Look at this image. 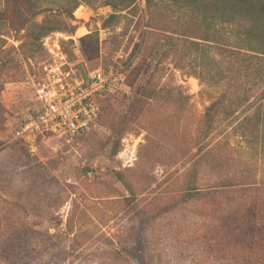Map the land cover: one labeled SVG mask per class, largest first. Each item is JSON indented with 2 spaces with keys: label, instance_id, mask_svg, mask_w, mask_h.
<instances>
[{
  "label": "rangeland",
  "instance_id": "1",
  "mask_svg": "<svg viewBox=\"0 0 264 264\" xmlns=\"http://www.w3.org/2000/svg\"><path fill=\"white\" fill-rule=\"evenodd\" d=\"M195 1L0 0V264H249L237 240L249 241L251 222L239 217L254 199L261 212L264 190L209 189L246 174L264 180V161L245 156L232 134L243 114L202 138L219 56L189 41L215 31L234 39L237 10L218 2L193 11ZM44 20L67 29L30 46L28 29ZM55 45L70 78L100 68L124 81L95 96L88 132L40 137L31 152L14 134L39 109ZM225 223L241 227L235 243Z\"/></svg>",
  "mask_w": 264,
  "mask_h": 264
},
{
  "label": "trees",
  "instance_id": "2",
  "mask_svg": "<svg viewBox=\"0 0 264 264\" xmlns=\"http://www.w3.org/2000/svg\"><path fill=\"white\" fill-rule=\"evenodd\" d=\"M124 1L125 9L135 0ZM195 2L187 5L193 11H199V7L203 8L218 2L230 3L237 10L236 17L233 16L235 17L233 19H236L235 28L231 32L234 39L231 40L228 36L215 31L212 36L191 37L193 39L189 40L192 46H197L195 50H198L199 46L196 40H201L206 44L204 47L214 49L219 56L216 62L217 78L216 81L214 80L219 93L204 108L200 124L201 136L207 139L218 128L231 124V118L235 117L236 113L238 116L243 114L241 118L235 117V122L231 124L232 134L245 143L242 149L245 156L264 161V86H262L264 85V0H196ZM77 6L78 1H75L73 8ZM33 8H36V5L30 2V10ZM225 15L229 14L223 12L221 17ZM201 16L207 22V16ZM115 17L114 14L110 15L104 25L108 26ZM66 29L47 20L39 24L33 23L28 29L27 35L31 38L28 43L34 46L51 33L64 32ZM69 29L70 32H74L76 27L70 26ZM207 29H210V26ZM214 35L216 39L212 40ZM193 75L200 79L195 72ZM259 89L261 92H258ZM117 145L113 149V154L117 153ZM249 176L251 175L246 174L238 182L230 180L224 184L211 186L209 190L239 189L243 192L264 190V180L260 181L255 176L248 178ZM192 189L195 188L191 187L189 191ZM256 200L250 201L244 208L245 212L239 217L245 219L246 215L249 216L248 219L251 222L249 232L252 235L249 241L240 243L237 240V233L241 229L237 224L225 223V228L232 232L233 240L230 239L233 242L237 240L241 251L250 250L251 255L245 257H249V264H264V208H261L259 212L256 208ZM123 251L131 253L125 249Z\"/></svg>",
  "mask_w": 264,
  "mask_h": 264
},
{
  "label": "built area",
  "instance_id": "3",
  "mask_svg": "<svg viewBox=\"0 0 264 264\" xmlns=\"http://www.w3.org/2000/svg\"><path fill=\"white\" fill-rule=\"evenodd\" d=\"M55 50L53 63L43 66L46 73L44 82L36 87L39 109L28 116L14 134V138L31 152L36 150L40 137L52 136L69 142L88 132L96 124L100 113L95 96L119 89L124 81L121 73L100 68L91 71L86 81L70 78L68 72H62L65 60L58 45H55ZM117 80L120 81L118 88L114 84Z\"/></svg>",
  "mask_w": 264,
  "mask_h": 264
},
{
  "label": "bare ground",
  "instance_id": "4",
  "mask_svg": "<svg viewBox=\"0 0 264 264\" xmlns=\"http://www.w3.org/2000/svg\"><path fill=\"white\" fill-rule=\"evenodd\" d=\"M75 15H76L78 18H81V19H87V18H88V14L84 12L83 7H79V8L75 11Z\"/></svg>",
  "mask_w": 264,
  "mask_h": 264
}]
</instances>
